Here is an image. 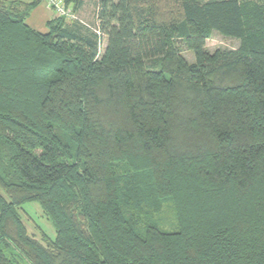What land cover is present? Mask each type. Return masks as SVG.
<instances>
[{
	"label": "trees",
	"instance_id": "obj_1",
	"mask_svg": "<svg viewBox=\"0 0 264 264\" xmlns=\"http://www.w3.org/2000/svg\"><path fill=\"white\" fill-rule=\"evenodd\" d=\"M45 2L0 0V264H264V6Z\"/></svg>",
	"mask_w": 264,
	"mask_h": 264
},
{
	"label": "rangeland",
	"instance_id": "obj_2",
	"mask_svg": "<svg viewBox=\"0 0 264 264\" xmlns=\"http://www.w3.org/2000/svg\"><path fill=\"white\" fill-rule=\"evenodd\" d=\"M241 1H253L264 6V0H241ZM76 16L81 22H85L86 24L94 27L93 26L95 24L94 17L87 18L79 13H76ZM56 17H53L51 20L56 19ZM40 30L43 31L44 33L49 32V28L47 27V25L46 28L42 27L40 28ZM105 45H106V41H103L101 46V53L104 51ZM239 45H240V41L238 39L231 38L219 32H213L211 37L208 39L206 43V48L209 52L212 53L218 49H236L239 47ZM183 55L189 62H192L194 60L192 53L187 50L183 51ZM21 214L25 226L27 227L28 232L31 236L39 240H43V237H45V235L52 240L55 238L54 227L47 219L46 215L44 214L43 210L38 204L33 203V204L25 205L21 210Z\"/></svg>",
	"mask_w": 264,
	"mask_h": 264
},
{
	"label": "crops",
	"instance_id": "obj_3",
	"mask_svg": "<svg viewBox=\"0 0 264 264\" xmlns=\"http://www.w3.org/2000/svg\"><path fill=\"white\" fill-rule=\"evenodd\" d=\"M15 1V0H7ZM27 3L32 2V0H21ZM98 8V0H83V6L81 7L79 14L84 17L90 18L94 17ZM56 17L55 13L49 8L46 3H41L31 12L30 16L27 19V24L35 29L36 31L42 32L40 28L45 27L47 23L53 18Z\"/></svg>",
	"mask_w": 264,
	"mask_h": 264
},
{
	"label": "built area",
	"instance_id": "obj_4",
	"mask_svg": "<svg viewBox=\"0 0 264 264\" xmlns=\"http://www.w3.org/2000/svg\"><path fill=\"white\" fill-rule=\"evenodd\" d=\"M57 17H64L69 21H79L76 14L66 6L64 0H45Z\"/></svg>",
	"mask_w": 264,
	"mask_h": 264
}]
</instances>
